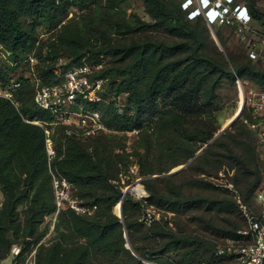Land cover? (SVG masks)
I'll list each match as a JSON object with an SVG mask.
<instances>
[{
    "label": "trees",
    "instance_id": "1",
    "mask_svg": "<svg viewBox=\"0 0 264 264\" xmlns=\"http://www.w3.org/2000/svg\"><path fill=\"white\" fill-rule=\"evenodd\" d=\"M127 1L74 0L83 9L92 5L94 12L64 22L69 5L66 0H0V45L17 55L46 50V63L40 73L44 85L57 83L66 72L56 69L62 55L80 63L86 56L111 58L112 65L102 68L97 77L108 78L105 96H112L113 100L86 104L101 110L104 122L109 125L112 120L120 130L153 128V132L144 135V141L154 142L157 136L163 152L176 153L193 142L205 144L215 135L217 127L210 121L222 108L219 89L224 77L232 76L236 82V77L241 79L248 74L255 86L264 90V69L256 63L263 62L262 54L256 61L251 57L234 60L236 66L231 70L219 50L217 55L208 52L202 35L207 33L170 7L169 0H143L151 21L137 15L131 19L124 16L119 7ZM250 8L254 18L261 20L263 14L253 4ZM41 27L52 31L49 38L39 40ZM160 32H167L169 37L160 36ZM9 79L10 71L0 66L1 83L8 84ZM20 81L15 99L0 96V193L4 196L0 201V259L7 257L4 246L10 237L18 238L24 227L34 233L45 217L54 215L52 176L57 171L73 184L82 204L96 208L91 214L71 208L60 210L58 215L61 214L65 228L51 244L42 242L38 246L36 264H163L161 260L168 264L176 249L173 245L181 241L186 248L182 252L185 263L193 264L211 250L216 259L236 264L233 255L217 256L213 242L215 234H222L224 239L238 235L241 225L231 215L238 212L246 225L236 199L213 185L211 191V184L203 179L205 186L196 187L208 191L204 193L206 197L200 192L197 197L185 196L184 184L176 179L190 170L213 173L236 167L229 181L246 186L247 198L241 195L245 202L250 204L251 196L255 199L256 191L264 184V166L258 157V131L244 122L245 118L255 121L247 104L241 119L187 167L144 179L150 193L146 200L155 209L176 212L181 203L184 210L196 207L203 231L186 232L180 225L177 229L160 218L146 224L141 217H134L142 202L129 194L123 203L125 224L121 222L113 208L123 195L114 184L122 154L116 153V144L106 139L105 133L85 137L74 132L67 134L66 125L60 124L54 133L62 140L61 146L51 162L42 120H54V115L35 103L31 81L24 77ZM125 92L126 105L120 111L118 99ZM103 106L107 107L104 111ZM92 139L93 145H88ZM194 154L190 151L184 163ZM146 167L143 164V174L153 173ZM24 204L27 208L21 217L19 207ZM125 227L137 255L126 246ZM134 237L148 240L149 246L140 250L134 246ZM40 239L41 236L36 240ZM30 244L31 240L20 243L22 251L17 260Z\"/></svg>",
    "mask_w": 264,
    "mask_h": 264
},
{
    "label": "rangeland",
    "instance_id": "2",
    "mask_svg": "<svg viewBox=\"0 0 264 264\" xmlns=\"http://www.w3.org/2000/svg\"><path fill=\"white\" fill-rule=\"evenodd\" d=\"M200 0H169L168 5L170 7H174L180 11L183 17L189 18L193 21V24L197 27L205 31L207 34L202 33V35L206 38L207 45H208V52L217 55L216 52L219 50L222 53V59H224L227 63V67L229 69H234L236 66V62L234 60H248L250 56L249 48L252 47L255 40H260L264 37V0H233V2L229 5V13L224 19L218 20L217 22H211L210 19L213 18L209 12H204L199 14V3ZM69 5H67V10L64 13V22L72 19V18H80L81 15L89 14L94 12V7L89 5L88 8L83 9L81 6L75 4L74 0H66ZM202 2V0H201ZM241 5L242 10L238 14L239 11H236L237 5ZM254 5L256 9H258L262 14V19H256L253 16L250 6ZM119 11L126 16L127 18L131 19L133 15H137L144 20L151 21L152 17L149 14L147 7L143 0H128L127 2L123 3L119 7ZM243 13V16L246 17V20L243 22L240 20L237 15ZM209 14L210 16H208ZM199 19V20H197ZM52 31H48L47 28L41 27L39 28V40L47 39L51 36ZM162 37H169L167 32H160L158 33ZM37 43L36 45H38ZM217 46V48H216ZM249 52V53H248ZM263 62L256 61L258 58L255 59L256 63L264 69V51H263ZM46 56V50L41 53L34 49L32 52L29 53H18L13 54L12 51L6 49L3 45L0 46V66L6 68L10 71V79L8 81V88L13 91L12 99L17 97L18 89L20 87V79L22 77L27 78L31 81L34 87V91L38 89L40 85H43L41 78V67L43 64L46 63L44 60ZM233 58V61L231 60ZM109 57L100 56V57H88L82 59L80 62H73L70 61V58L62 55L59 57L58 62L56 64V69L62 73L67 71L68 69L78 66V65H85L87 64L91 70V76L97 77L101 74V69L104 67H110L112 64L110 62ZM99 63H102V67ZM62 71V72H61ZM251 75H244L236 77V82L232 76L224 77L221 83V88L219 89L220 96L222 98V108L213 114V119L210 121L213 126L217 127L216 133L234 116V114L240 108L243 96L247 99V94L251 89H258L255 86V82L252 81ZM117 79V78H116ZM119 79V78H118ZM239 81V82H238ZM128 93H122L118 99V105L120 111H123L126 100H127ZM246 104V103H245ZM107 107L103 106V111L106 110ZM103 115V114H102ZM242 117V116H241ZM241 117L239 119H241ZM46 129L49 130V137L51 139L52 145L56 151L59 150L61 144L60 140H58V135H55V131H59L61 128L60 123L54 120H47L44 121ZM246 122V118L244 119ZM250 125V123H248ZM109 131L104 132V136L106 139L112 140L116 144V153L122 154V162L120 164V171L114 180V184L118 185L119 190L123 193L124 190L129 187L130 185H139L140 192H128L129 196H132L135 201L142 202V207L139 211H136L134 217H141L144 222V217L147 215V211L151 210L156 218L163 219L164 222H167L170 226H176L179 229V225L181 229H184L186 232L190 230H194L196 232L203 231L201 230V225L198 222L197 214L198 210H184L182 207V203L180 204L181 208L176 210V212L161 209H155L151 206L146 200L149 197L150 193L146 188V183L144 182L145 178L154 177V175H162L165 172H170L176 167L184 164V159L186 158L187 154L190 151H194L196 153L199 149H201L204 145L203 142H193L191 144H187L184 149L177 151L176 153H169L163 152L159 147L161 145L160 141L156 137H154V142H145L144 135L146 133L153 132V128L147 129H125L120 130L115 123L110 120V124L108 125ZM249 127V126H248ZM250 127H252L250 125ZM249 127V128H250ZM253 128V127H252ZM230 129V128H229ZM258 131V140L257 143L261 147L260 155L258 153L260 165L264 166V146L260 144V130L257 128H253ZM215 133V134H216ZM60 141V142H59ZM162 142V140H161ZM93 139L89 141L88 145H93ZM258 152V149H257ZM189 160V159H187ZM146 165L148 170H152L149 174H143L141 172L142 166ZM262 166V167H263ZM165 169L164 171H161ZM236 167H224L221 170L219 169L218 172H205L201 173L200 171H189L184 173L181 177L177 178L176 181L178 183L184 184L183 186V193L185 196H193L197 197L198 193L200 192L203 197H206L204 193L208 191H204L201 189H197V185H204L202 183V179L205 182H209L211 184V191H214L213 188L217 187V191L227 192L228 197L233 198L235 201L237 195L247 196L245 185H235L229 179H232ZM264 177V176H263ZM165 181H162L164 184ZM214 187H213V186ZM187 198V197H185ZM247 198V197H245ZM250 198V197H249ZM198 199V198H196ZM4 200L3 193H0V201ZM250 206L258 208V204L254 196H251ZM237 201V199H236ZM236 204V202H235ZM179 207V206H178ZM27 208V204L21 205L19 207V212L21 217ZM94 208L92 209V213L94 212ZM114 213L116 212V207L113 208ZM142 213V214H141ZM214 213V212H213ZM118 215V214H117ZM230 217V216H229ZM232 219L235 221H239L238 223L241 225V228L245 226L244 221L241 220V216L237 213L231 215ZM150 224V223H146ZM65 225L62 223L61 214L60 215H53L45 217L43 223L39 224L36 228V231L33 233V229L25 228L24 232L20 233L18 238H14V243L10 240L4 247L6 252L8 251L7 257L1 259V261H5L9 256L12 255L11 250L14 246L20 245L23 240H31V244L28 245L27 250L23 253L22 258L16 261V264H36V252L38 246L44 242L46 244H51L55 238L59 235L60 231H63ZM193 231V232H194ZM222 235V234H221ZM213 235L216 239L213 240L215 242L214 248L218 246L226 247L227 243L223 237ZM41 239L38 242L36 239L40 237ZM232 236V237H237ZM134 246L139 247L140 250L146 249L149 246V241L145 240L141 237H134ZM185 243L180 242L178 245H173L175 252H173L174 256L168 264H188L183 261L182 252L185 248ZM176 246V247H175ZM213 252L211 250L204 256V258L200 259L197 258L193 264H213L217 262L218 264H232L231 261L225 259L220 261L216 259L215 255H212ZM13 256V255H12ZM163 261V264H167L166 261ZM147 262V261H145ZM151 264V263H150Z\"/></svg>",
    "mask_w": 264,
    "mask_h": 264
},
{
    "label": "built area",
    "instance_id": "3",
    "mask_svg": "<svg viewBox=\"0 0 264 264\" xmlns=\"http://www.w3.org/2000/svg\"><path fill=\"white\" fill-rule=\"evenodd\" d=\"M201 9V0L198 1ZM204 4H206L204 0ZM242 7H239L238 14ZM203 10V9H202ZM204 11V10H203ZM229 11L223 10L219 14L215 11L210 15L213 17L211 22L218 20L224 21ZM210 16L209 14H207ZM237 17L243 22L246 17L243 13ZM2 46V45H0ZM264 51V37L255 40L252 47L249 48L250 56L258 58ZM263 55V54H262ZM108 78L92 77L90 67L78 65L68 69L57 83L40 85L35 93V103L43 109L51 111L54 115V121L64 124L67 127V134L73 132L79 136H91L98 133L109 131L108 125L104 122L102 112L99 109L90 107L87 102H101L113 100L112 96H105L106 84ZM239 82V81H238ZM0 96L11 98L13 91L7 84L0 81ZM246 104L250 108V113L255 121L246 119L247 123L253 128L260 130V144L264 146V90L251 89L247 94ZM43 125L41 121L34 120ZM46 138L47 152L49 160L52 162L56 157V150L49 137V130ZM52 186L55 193L56 211L54 216L58 215L60 210L71 208L80 213H92V209L84 204L75 194L73 184L61 173L53 171ZM240 210L246 220V225L238 230L237 237L226 238V247L218 246L216 255H233L236 264H264V184L255 194L258 208L251 207L245 202L241 195L236 196ZM147 211L144 217L145 223H151L155 218V213ZM22 247L14 246L11 253L16 264L17 257L21 254ZM2 263L0 259V264ZM213 264H218L217 262Z\"/></svg>",
    "mask_w": 264,
    "mask_h": 264
},
{
    "label": "water",
    "instance_id": "4",
    "mask_svg": "<svg viewBox=\"0 0 264 264\" xmlns=\"http://www.w3.org/2000/svg\"><path fill=\"white\" fill-rule=\"evenodd\" d=\"M245 103H246V97L243 96V99H242V102H241V105H240V108L238 109V111L234 114V116L210 139L208 140L201 149H199L186 163L180 165L179 167H176L175 169H173L172 171L170 172H167V173H163V175H167V174H172V173H175L185 167H187L198 155H200L207 147L209 144H211L215 139H217L223 132H225L227 129H229L232 124L241 117L242 115V111H243V108L245 106ZM154 176H158V175H154ZM135 185H130L129 187H127L124 192H123V195L120 199V207H119V214L118 216L121 218V222L125 224V218H124V213H123V203H124V199L126 197V195L128 194V192H131L133 191V188H134ZM125 236H126V239H127V243H126V246L132 250V252L134 254L137 255V253L135 252L134 248H133V245L132 243L130 242L129 240V237H128V233H127V230H126V227H125ZM10 240L12 241V243H14V239L13 237H10ZM1 258V257H0ZM14 263V257L11 255L9 256L5 261H2L1 264H13ZM151 264H154V263H151Z\"/></svg>",
    "mask_w": 264,
    "mask_h": 264
},
{
    "label": "clouds",
    "instance_id": "5",
    "mask_svg": "<svg viewBox=\"0 0 264 264\" xmlns=\"http://www.w3.org/2000/svg\"><path fill=\"white\" fill-rule=\"evenodd\" d=\"M205 2L206 4H204V0H202L201 9H199V14L202 13V9L206 13H211L215 11L219 14L220 12H223V10H226V12H228L230 11L229 5L233 2V0H205ZM239 7H241L240 4L237 5L236 10H238Z\"/></svg>",
    "mask_w": 264,
    "mask_h": 264
},
{
    "label": "bare ground",
    "instance_id": "6",
    "mask_svg": "<svg viewBox=\"0 0 264 264\" xmlns=\"http://www.w3.org/2000/svg\"><path fill=\"white\" fill-rule=\"evenodd\" d=\"M141 189H139V185L138 186H134L133 191L134 192H140ZM119 207H120V202L116 205V212L119 214Z\"/></svg>",
    "mask_w": 264,
    "mask_h": 264
}]
</instances>
